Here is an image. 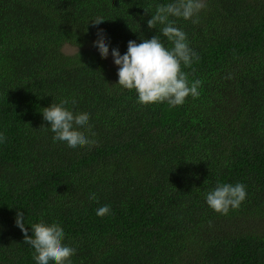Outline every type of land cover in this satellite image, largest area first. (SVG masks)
Returning a JSON list of instances; mask_svg holds the SVG:
<instances>
[{
	"label": "trees",
	"instance_id": "obj_1",
	"mask_svg": "<svg viewBox=\"0 0 264 264\" xmlns=\"http://www.w3.org/2000/svg\"><path fill=\"white\" fill-rule=\"evenodd\" d=\"M174 2L0 0V264H37L17 211L29 236L59 224L71 264H264V0H203L199 23L169 17L198 55L181 70L201 81L179 106L138 103L94 46L102 29L122 55L156 35L170 50L165 25L147 21ZM62 100L89 115L78 130L94 144L53 140L41 112ZM237 183L239 208L209 207L218 184Z\"/></svg>",
	"mask_w": 264,
	"mask_h": 264
},
{
	"label": "clouds",
	"instance_id": "obj_2",
	"mask_svg": "<svg viewBox=\"0 0 264 264\" xmlns=\"http://www.w3.org/2000/svg\"><path fill=\"white\" fill-rule=\"evenodd\" d=\"M204 7L203 0H175L174 3L157 7L155 15H152L147 24L149 29L156 28L157 23L165 25L160 32L173 44L170 50L165 48L158 35L144 39L139 44L129 41L127 52L123 55L118 49H112L114 64L118 66L117 84L123 89H134L138 94V103L149 105L167 102L175 107L182 105L189 95L193 98L199 96L201 81L196 80L189 85L187 74L181 70L182 64L190 67L193 60L198 59V55L188 46L186 34L173 26L174 22L170 21L169 17L192 19L193 23H199L198 13ZM103 21V17H96L91 22L95 26ZM97 36L94 46L102 58H107L109 47L102 29L98 30ZM67 103V100H62L60 104L52 103L41 112L43 119L50 124V129L55 134L53 140L66 142L73 149L94 144V141L78 130L86 126L90 129L89 115L74 114L65 107ZM72 103L75 104L76 101L73 100ZM5 140L6 137L0 133V143ZM246 195L243 184H218L207 194L206 202L216 213L227 215L230 208H239ZM90 199L95 200V194H92ZM109 213L110 207L107 205L100 207L96 212L100 217ZM15 224L24 234V243L34 248L33 258L37 264H71L70 258L76 250L62 244L65 233L59 224H32V235L29 236L22 211H17Z\"/></svg>",
	"mask_w": 264,
	"mask_h": 264
},
{
	"label": "rangeland",
	"instance_id": "obj_3",
	"mask_svg": "<svg viewBox=\"0 0 264 264\" xmlns=\"http://www.w3.org/2000/svg\"><path fill=\"white\" fill-rule=\"evenodd\" d=\"M64 51H66V52H68V53H73V52L76 51V48H73V47H69V46H67V47L64 49ZM111 53H112V51L109 50V55H108L107 58H105V60H106V62H107L108 65H110V66H115L114 61H113V57H112V54H111Z\"/></svg>",
	"mask_w": 264,
	"mask_h": 264
}]
</instances>
